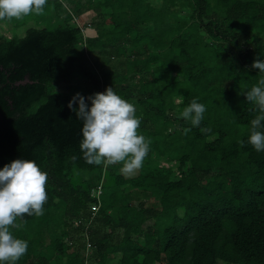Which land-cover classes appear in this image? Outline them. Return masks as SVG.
Returning <instances> with one entry per match:
<instances>
[{"label": "trees", "instance_id": "obj_1", "mask_svg": "<svg viewBox=\"0 0 264 264\" xmlns=\"http://www.w3.org/2000/svg\"><path fill=\"white\" fill-rule=\"evenodd\" d=\"M44 11L51 26L0 33V58L21 53L35 80L0 108L30 117L12 154L48 173L44 214L11 229L28 242L16 264H264V151L247 142L260 113L244 94L262 75L251 65L264 61V0H47ZM109 86L150 141L132 175L85 162L68 107ZM194 98L206 107L199 127L180 115Z\"/></svg>", "mask_w": 264, "mask_h": 264}, {"label": "clouds", "instance_id": "obj_2", "mask_svg": "<svg viewBox=\"0 0 264 264\" xmlns=\"http://www.w3.org/2000/svg\"><path fill=\"white\" fill-rule=\"evenodd\" d=\"M46 4L47 0H0V20L43 15ZM251 67L262 75L258 84L244 94L260 114L251 121L247 142L259 152L264 151V132L259 130L264 127L261 124L264 121V61L257 58ZM87 101L76 93L68 102V107L82 121L80 150L83 159L94 165L119 163L123 174H134L142 167L150 148V141L138 132L141 118L137 117L135 106L114 92L111 86L103 92L89 95ZM75 103H78V108L73 107ZM205 111V105L194 98L180 115L192 126L199 127ZM201 130L211 131L210 128ZM189 131L191 128L185 129L186 134ZM239 143L243 147L245 142L241 140ZM47 181L48 173L34 160L14 159L0 169V264H16L27 253L28 242L15 237L11 229L23 226L17 223L18 218L23 221L25 215L39 217L44 214V204L48 200ZM96 202L94 209L91 206ZM98 206L99 200H93L90 214H94Z\"/></svg>", "mask_w": 264, "mask_h": 264}, {"label": "water", "instance_id": "obj_3", "mask_svg": "<svg viewBox=\"0 0 264 264\" xmlns=\"http://www.w3.org/2000/svg\"><path fill=\"white\" fill-rule=\"evenodd\" d=\"M31 71L28 61L17 51L11 50L0 58V108L7 112L14 109L32 91L35 80ZM29 118L16 121L0 118V169L18 159L12 154V148L23 143L24 132L20 126Z\"/></svg>", "mask_w": 264, "mask_h": 264}, {"label": "rangeland", "instance_id": "obj_4", "mask_svg": "<svg viewBox=\"0 0 264 264\" xmlns=\"http://www.w3.org/2000/svg\"><path fill=\"white\" fill-rule=\"evenodd\" d=\"M93 14V11L91 9L86 10L84 13H82L80 16L76 17V21L78 23H81L83 18H88L90 15ZM25 23L19 25V26H15L14 25V21L11 19H4V20H0V33L6 37H9L13 34H18L21 35L23 34L24 31V27L28 26V25H34V26H51L52 22H50V17H49V12H45L43 15H29L24 17L23 19H20L19 21H24ZM35 21H39V22H35ZM90 32L93 33V28L90 27ZM260 37H264V35L260 36ZM100 74L97 73L96 76H99ZM87 97V96H86ZM127 100V99H126ZM128 101V100H127ZM160 164L162 165H168L170 163H172L171 161L165 160V159H161ZM47 252H45L44 254H46ZM114 259H110V262L112 263ZM217 263L218 264H222V262L217 259ZM45 264H51L50 263V259H48Z\"/></svg>", "mask_w": 264, "mask_h": 264}, {"label": "built area", "instance_id": "obj_5", "mask_svg": "<svg viewBox=\"0 0 264 264\" xmlns=\"http://www.w3.org/2000/svg\"><path fill=\"white\" fill-rule=\"evenodd\" d=\"M90 192H91V193H92V192H95L96 194L99 193V185H98L96 188H92V189L90 190ZM96 197H97V196H96ZM91 207L95 209V208L97 207V202L94 203Z\"/></svg>", "mask_w": 264, "mask_h": 264}]
</instances>
